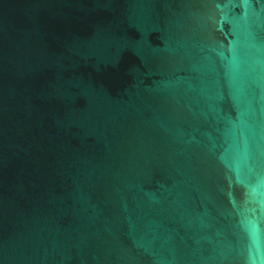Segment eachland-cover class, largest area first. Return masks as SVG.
Returning <instances> with one entry per match:
<instances>
[{"label":"water","instance_id":"water-1","mask_svg":"<svg viewBox=\"0 0 264 264\" xmlns=\"http://www.w3.org/2000/svg\"><path fill=\"white\" fill-rule=\"evenodd\" d=\"M0 264H264V0H0Z\"/></svg>","mask_w":264,"mask_h":264}]
</instances>
